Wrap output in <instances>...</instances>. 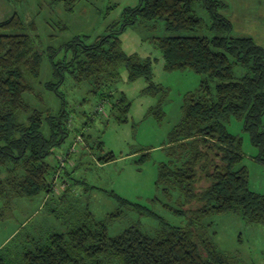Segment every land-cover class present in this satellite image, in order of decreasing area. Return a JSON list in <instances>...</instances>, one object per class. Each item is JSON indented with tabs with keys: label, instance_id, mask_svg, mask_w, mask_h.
<instances>
[{
	"label": "trees",
	"instance_id": "1",
	"mask_svg": "<svg viewBox=\"0 0 264 264\" xmlns=\"http://www.w3.org/2000/svg\"><path fill=\"white\" fill-rule=\"evenodd\" d=\"M53 1L63 2L67 10L77 2ZM226 6L223 0H138L136 5L123 7L120 19L108 24L105 33L92 39L74 36L63 45L62 59L53 61L55 52L48 54L53 78L45 87L63 102L54 111L32 108L23 99L25 92H33L29 79L38 78L44 52L30 33L36 30L33 19L25 21L13 13L0 20V198L6 202L52 191L59 165H52L47 157L71 132L72 116L58 90L66 76L97 89L115 81L123 65L127 80L146 79L144 93L161 89L151 79V57L122 49L119 34L127 26L139 20H163L167 34L154 37L163 68L204 74L183 97L182 115L165 142L168 158L159 163L156 181L166 193L179 190L180 207L175 212L185 217V224L158 219L152 234L131 224L110 236L106 221L87 212L77 222L70 221L65 231L27 238L28 246L21 251L1 246L0 264H245L215 245L213 232L207 231L210 223L205 222L212 214L236 213L247 223L264 224V192L248 188V172L240 164L242 139L225 125L231 118L242 120L250 142L259 150L256 160L264 163V49L250 36L231 34V22L221 13ZM204 28L211 34L191 33ZM237 65L243 73L236 78L233 68ZM111 97L110 92L102 93L100 101ZM120 101L122 110H128L124 96ZM76 135L87 139L83 129ZM75 136L62 153L65 157L71 155L73 144L72 153L77 151ZM114 159L112 151L98 157L101 164ZM202 179L207 184L199 188Z\"/></svg>",
	"mask_w": 264,
	"mask_h": 264
},
{
	"label": "rangeland",
	"instance_id": "2",
	"mask_svg": "<svg viewBox=\"0 0 264 264\" xmlns=\"http://www.w3.org/2000/svg\"><path fill=\"white\" fill-rule=\"evenodd\" d=\"M223 1L227 6L221 12L231 22V34L250 36L264 49L263 0ZM137 3L138 0H77L72 9L67 10L63 2L52 3L51 0H0V20L13 13L25 21L33 19L36 30L30 33L44 51L38 78L29 79L33 92H25L24 101L41 111L58 110L62 98L45 87L53 78L48 54L55 52L52 60L59 61L65 53V42L74 36L87 35L92 39L105 33L108 24L120 19L123 7ZM198 14L207 19L204 11L198 10ZM191 33L211 34L206 28ZM166 34L163 20H139L119 34L126 53L151 57V79L161 87L153 94L143 92L148 85L144 77L127 80L123 65L118 67L115 81L97 89L66 76L58 90L72 116L71 132L47 161L52 165L58 163L56 157L66 152L77 130L83 129L87 139L80 135L76 153L67 156L69 163L60 169L56 191L15 197L9 202L0 198V247L7 244L21 251L28 246L27 238L41 237L47 231H65L70 221L77 222L87 212L97 220L106 221L110 236L131 224L152 234L158 228V219L173 225L185 224V217L175 212L180 207L179 190L166 193L156 181L159 163L168 158L165 142L182 115L183 97L197 87L204 74L189 69L167 71L163 68L162 54L154 37ZM233 72L237 78L243 68L234 66ZM108 92L112 97L101 102L100 95ZM121 96L128 101V110H122ZM112 103H116L114 108ZM101 104L103 111H97ZM225 125L230 133L242 139L240 164L247 169L248 188L264 192V163L256 160L259 150L250 142L243 121L231 118ZM262 125L264 128V118ZM109 151L115 159L99 163L98 157ZM63 180L65 188L62 190ZM206 184L202 179L197 186L201 188ZM69 186L70 192L63 197L62 193ZM121 199L126 202L122 204ZM190 206L192 204L185 205ZM205 222L210 223L207 231L213 232L211 239L220 250L235 255L245 264H264V224L247 223L236 213L212 214L205 217ZM13 234L16 237L9 242Z\"/></svg>",
	"mask_w": 264,
	"mask_h": 264
},
{
	"label": "built area",
	"instance_id": "3",
	"mask_svg": "<svg viewBox=\"0 0 264 264\" xmlns=\"http://www.w3.org/2000/svg\"><path fill=\"white\" fill-rule=\"evenodd\" d=\"M98 110H102V105H100V107L98 108ZM79 141H80V135H76L75 136V142H79ZM74 151H75V148H74V144H73L70 147L69 152L72 153ZM56 160H57L58 165H59V169H58V172L59 173L57 172V174L54 176V182H53V184L51 186L52 192H54V191L57 190L55 184H56V182L58 180H60V176H59L60 169H62V167H64L65 165H68V163H69V160L67 159V157L63 156L62 154L58 155L56 157ZM64 188H65V183H64V180H63V184L61 185V189L63 190Z\"/></svg>",
	"mask_w": 264,
	"mask_h": 264
},
{
	"label": "crops",
	"instance_id": "4",
	"mask_svg": "<svg viewBox=\"0 0 264 264\" xmlns=\"http://www.w3.org/2000/svg\"><path fill=\"white\" fill-rule=\"evenodd\" d=\"M263 6H262V12H263V15H264V0H263V4H262ZM225 9V8H224ZM224 9H222V10H224ZM222 13V12H221ZM223 14V13H222ZM225 15V14H224ZM226 16V15H225ZM227 17V16H226Z\"/></svg>",
	"mask_w": 264,
	"mask_h": 264
}]
</instances>
